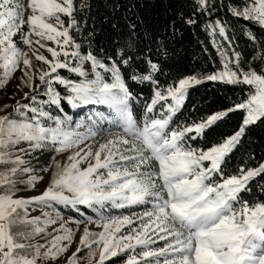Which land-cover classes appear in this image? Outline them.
I'll return each mask as SVG.
<instances>
[{
    "label": "snow or ice",
    "instance_id": "1",
    "mask_svg": "<svg viewBox=\"0 0 264 264\" xmlns=\"http://www.w3.org/2000/svg\"><path fill=\"white\" fill-rule=\"evenodd\" d=\"M88 7L81 0L79 10ZM221 7L264 29V0H192L193 14L184 22L209 17L204 30L219 67L161 84L158 63L147 59V69L139 72L123 49L116 57L101 55L92 49L91 32L84 50V41L72 34L84 31L75 0H0V88L20 71L17 90L29 89L11 113L0 115V264L56 261L81 225L66 264H106L120 256L123 264H264V199L249 198L254 182L264 194V179L258 181L264 161L225 169L246 129L264 123V69L252 63H264V41L247 27L241 30L253 45L249 61L237 46L234 26L218 15ZM121 65L131 68L132 81L150 85L142 123L134 117V96ZM206 81L247 86L246 96L225 110L178 121L189 90ZM65 104L74 111L88 107L87 121L73 127ZM236 111L244 113L236 131L208 147L195 144ZM104 121L111 127L99 142ZM46 151L54 152L50 165L36 155ZM66 152L65 161L55 159ZM49 166L53 170L40 194L16 195L21 184L35 188ZM60 206L77 216L65 218ZM141 206L140 212L113 214ZM37 209L40 214L31 215ZM21 225L25 231L16 230Z\"/></svg>",
    "mask_w": 264,
    "mask_h": 264
},
{
    "label": "trees",
    "instance_id": "2",
    "mask_svg": "<svg viewBox=\"0 0 264 264\" xmlns=\"http://www.w3.org/2000/svg\"><path fill=\"white\" fill-rule=\"evenodd\" d=\"M215 2L218 5L226 4L227 0H215ZM80 3L81 0H75L78 9L76 18L84 28L83 35L76 32L72 34L78 42L84 41V50H87L85 38L91 32L92 49L101 55L116 57L117 52L123 49L126 55L134 58L132 67H135L139 72H144L147 69V59L158 63L162 69L157 74L161 84L170 83L174 79L178 80L187 75L214 72L219 67V58L204 30V23L209 17L197 14L196 24L189 25L184 22L187 17L193 14L192 0H87L89 7L82 11L79 10ZM218 15L234 26L235 35L239 38L237 42L239 50L247 56L249 61H252L253 45L243 36L241 30L247 27L259 41H264V29L248 21L233 18L223 7L219 8ZM215 18L216 16L212 17V19ZM64 19L67 21V17ZM130 24L136 25L134 32L129 27ZM113 25H117V27L113 28ZM49 46H52L50 42ZM205 47L208 49L207 52L204 50ZM101 49L104 51L101 52ZM40 51L50 58V54L44 49H40ZM252 63L258 70L264 69V63L259 60L252 61ZM33 64L43 67L34 58ZM121 68L134 96L131 102L134 117L140 118L144 111V103L146 100H150L152 95L150 85L132 81L128 78L131 68L123 65ZM61 72L63 75L71 76L65 70H61ZM246 90L247 86L244 85L233 86L220 82L206 81L196 85L189 90L185 107L178 115L177 120H184L190 115L204 116L225 110L240 102L242 97L246 96ZM28 91L29 89L24 87L22 91H18L15 98H2L0 109H4V105L10 106L0 111V115L11 113V105H14L15 101L21 99L23 93ZM193 106L197 111H192ZM64 109L67 115L73 117L75 112L67 104L64 105ZM243 115L242 111L229 113L207 132L205 140H198L195 144L208 147L214 142H219L223 137L232 134L239 128ZM51 152L54 155V152ZM68 153L55 155V159L61 161V158L63 159ZM262 161H264V123H257L246 129L240 144L227 158L225 169L228 172H233L238 170L242 164L254 167ZM52 170L49 166V174L45 179L48 182ZM261 179L264 178H258V181ZM41 185L43 182H39L35 188H28L21 184L16 195L31 193ZM249 198L264 199V194L260 193L255 182L252 184V193ZM60 208L61 214L66 217L77 216L71 209H65L62 206ZM129 210L132 209L113 210V213ZM16 230L25 231L26 229L21 225ZM36 240L44 242L41 237H37ZM86 251L84 250L79 255L84 256ZM121 258L122 256L113 258L106 264H121Z\"/></svg>",
    "mask_w": 264,
    "mask_h": 264
},
{
    "label": "rangeland",
    "instance_id": "3",
    "mask_svg": "<svg viewBox=\"0 0 264 264\" xmlns=\"http://www.w3.org/2000/svg\"><path fill=\"white\" fill-rule=\"evenodd\" d=\"M21 75H22V73L20 71H17L14 74L13 78L7 83V85L4 88H0V100L2 98H10V97H12V98L14 97L15 98L18 95L17 94L18 93V91H17V85L20 84L19 77ZM37 83H39L38 80H37ZM100 110L101 111H104L106 114L108 112V110L106 108L100 109ZM83 111H86V110L76 111L75 116L72 117L73 118V121H75V122L76 121H87L86 113H84ZM87 111L89 112V109H87ZM77 115H79V116L77 117ZM143 119L144 118H140L137 121L142 123ZM110 127H111V125L107 121H104L100 125V128L104 131L105 135L102 136V137H97V140L99 142H103L104 139H107V131H108V129ZM80 131H84V129L81 128ZM89 142H91V141H89ZM81 147H83V145H81ZM69 154H70V152L63 159L61 158V161L60 162L65 161L67 159V156ZM36 155L39 157L41 163H49V165H50V160L53 157V153L51 151H46L42 155L39 152H37ZM32 164H33L34 167H38L37 162L35 160L32 161ZM39 174L43 176V180L41 181V182H43V185H41L40 188H38L37 190H34L31 193H27V194H24V195H17V196H20V197H30V196H35V195L40 194L45 189V187L48 184V181H46L45 179L48 176L49 172L48 171L47 172H41ZM135 208H133L132 210L126 211V212H131V211L140 212V211H142L143 206H141V207H135ZM39 214H40L39 209H37V210H35V211H33L31 213V215H39ZM113 214L118 215V214H120V212L119 213H113ZM64 217L65 218H68L66 216H64ZM70 227H73L74 229L76 228V226L74 224H70ZM89 227L93 231H97V232L100 231V229H98L95 225H90ZM82 232H83V225H81L79 227V229L76 230V233H75L74 238H73V243L71 244V246L68 249V251L63 256L59 257L56 261H50L49 264H66L67 258L69 256H71V254L76 250V247L79 244V237L82 234ZM162 243L163 242H161V244L158 245V246H162ZM124 259H125V257L122 256V258H121V260H122L121 264H123ZM81 264H87V261L81 260Z\"/></svg>",
    "mask_w": 264,
    "mask_h": 264
}]
</instances>
